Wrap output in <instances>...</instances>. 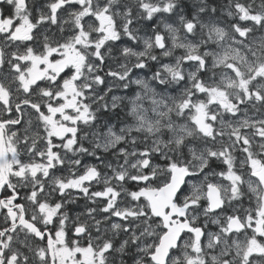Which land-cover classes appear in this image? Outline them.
<instances>
[{
    "label": "snow or ice",
    "instance_id": "6c2138e0",
    "mask_svg": "<svg viewBox=\"0 0 264 264\" xmlns=\"http://www.w3.org/2000/svg\"><path fill=\"white\" fill-rule=\"evenodd\" d=\"M0 264H264V0H0Z\"/></svg>",
    "mask_w": 264,
    "mask_h": 264
}]
</instances>
